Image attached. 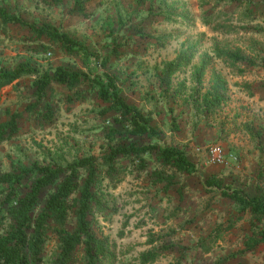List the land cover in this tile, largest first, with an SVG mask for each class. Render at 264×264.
<instances>
[{"label": "rangeland", "instance_id": "1", "mask_svg": "<svg viewBox=\"0 0 264 264\" xmlns=\"http://www.w3.org/2000/svg\"><path fill=\"white\" fill-rule=\"evenodd\" d=\"M0 7L85 45L156 131L136 134L108 109L97 81L82 76V59L59 40L0 20L1 70L62 67L79 78L74 89L52 80L39 93L34 74L0 87V123L12 131L0 143V173L16 178L0 182L4 225L40 177L37 167L93 158L87 220L101 242L96 264H264V208L234 198L264 201V0H0ZM169 62L178 63L170 73ZM154 144L181 150L194 171L165 163ZM216 146L220 165L207 160ZM77 174L80 187L88 169ZM58 182L40 190L34 216ZM78 194L66 202L68 228ZM40 251V264H55L53 235ZM74 256L84 263L83 245Z\"/></svg>", "mask_w": 264, "mask_h": 264}, {"label": "trees", "instance_id": "2", "mask_svg": "<svg viewBox=\"0 0 264 264\" xmlns=\"http://www.w3.org/2000/svg\"><path fill=\"white\" fill-rule=\"evenodd\" d=\"M0 20L28 26L39 34H46L59 40L67 52L77 54L82 59L84 67L88 70L87 74L82 76L84 78L92 76V81H97V94L103 102L108 103V109L114 110L116 115L127 117L134 133L144 134L153 138L156 137V131L150 124L151 118L144 115L136 106L128 104L125 101L114 79L105 72L98 70L105 62L98 64L95 54L85 45L72 40L66 34L49 25L33 26L24 21L20 16L9 14L3 7H0ZM217 55L218 57L225 55L235 61L241 59L238 53L228 54L218 51ZM177 66V62H169L167 64L168 73L174 71ZM25 74H34L36 76L34 82L37 93L41 92L52 80L66 85L68 89H74L78 85L79 79L77 73L67 72L62 67H56L53 70H45L40 73L38 70L29 68L24 64L12 72L0 69V87L11 83L19 76ZM8 127L9 124L0 123V143L11 137L12 131ZM10 129L14 130V125H11ZM154 145L165 163L188 173L194 171V166L187 160L181 150L165 144ZM129 149L135 152L142 150V148H135L134 146H130ZM115 151L122 150L117 149ZM80 168L88 169V178L82 186L77 187L74 180L80 176L77 174ZM93 168V158H83L68 163L64 167L36 168L40 177L32 184L28 196L18 200L17 207H11L8 210L11 212L9 224H3L5 214L3 212L0 214V264H40V247L44 238L49 235L55 237L59 248V255L54 261L55 264L76 263V259L74 258L75 246L80 244L83 245L85 260L81 264H96L97 252L101 247V242L91 234L90 222L87 220V211L89 210L91 199L89 187L92 180ZM15 179L12 174L7 172L0 173V182H12ZM55 180H59V182L56 184L54 192L47 199L42 210L34 216V211L32 210L36 208L35 200L38 193L44 186L53 183ZM75 188H78L79 194L75 200L76 205L72 216L74 226L68 228V218L71 215L68 212L69 208L66 202H68V198L69 202L71 201L70 196L74 193ZM234 195V198L240 204L249 206L251 210L264 208V201L260 198L250 197L245 194L238 195L237 193H234ZM31 211L32 213L30 214ZM155 257L156 252H148L142 255V262H151Z\"/></svg>", "mask_w": 264, "mask_h": 264}, {"label": "built area", "instance_id": "3", "mask_svg": "<svg viewBox=\"0 0 264 264\" xmlns=\"http://www.w3.org/2000/svg\"><path fill=\"white\" fill-rule=\"evenodd\" d=\"M208 155V162L213 165H220L225 163L224 157L220 152V149L216 146L209 150Z\"/></svg>", "mask_w": 264, "mask_h": 264}]
</instances>
